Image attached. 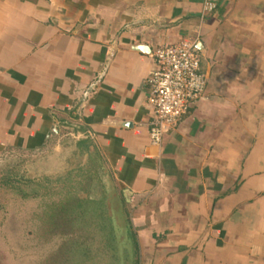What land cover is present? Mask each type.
Masks as SVG:
<instances>
[{"label":"crops","instance_id":"0c3cea01","mask_svg":"<svg viewBox=\"0 0 264 264\" xmlns=\"http://www.w3.org/2000/svg\"><path fill=\"white\" fill-rule=\"evenodd\" d=\"M213 1L0 0V153L70 149L128 264H264V0ZM184 39L207 89L156 145L153 51Z\"/></svg>","mask_w":264,"mask_h":264},{"label":"rangeland","instance_id":"374dc122","mask_svg":"<svg viewBox=\"0 0 264 264\" xmlns=\"http://www.w3.org/2000/svg\"><path fill=\"white\" fill-rule=\"evenodd\" d=\"M80 162L70 149L0 153V264H128V235L96 203L109 193Z\"/></svg>","mask_w":264,"mask_h":264},{"label":"built area","instance_id":"2783aa9c","mask_svg":"<svg viewBox=\"0 0 264 264\" xmlns=\"http://www.w3.org/2000/svg\"><path fill=\"white\" fill-rule=\"evenodd\" d=\"M215 8L213 0H205L204 13ZM153 57L155 67L147 79L148 104L153 111L150 139L160 145L166 134L202 99L208 78L201 70V57L193 39L157 46Z\"/></svg>","mask_w":264,"mask_h":264},{"label":"water","instance_id":"95a60500","mask_svg":"<svg viewBox=\"0 0 264 264\" xmlns=\"http://www.w3.org/2000/svg\"><path fill=\"white\" fill-rule=\"evenodd\" d=\"M107 213L118 234H122V237L126 239L129 230V223L124 211V208L114 191L109 192L107 198ZM130 240V248H131Z\"/></svg>","mask_w":264,"mask_h":264},{"label":"trees","instance_id":"16d2710c","mask_svg":"<svg viewBox=\"0 0 264 264\" xmlns=\"http://www.w3.org/2000/svg\"><path fill=\"white\" fill-rule=\"evenodd\" d=\"M36 195H37V193L35 192V193H34V196H36ZM25 196L27 197V196H29V195L25 194ZM77 198H78V200H79V202H80V205H82V204H83V203L81 204V201H82V200H81L79 197H77ZM82 202H83V201H82Z\"/></svg>","mask_w":264,"mask_h":264}]
</instances>
